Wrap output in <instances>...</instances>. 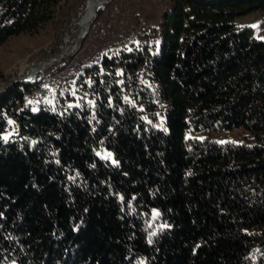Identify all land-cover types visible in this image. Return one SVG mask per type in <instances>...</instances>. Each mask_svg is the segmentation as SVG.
Masks as SVG:
<instances>
[{
    "label": "trees",
    "instance_id": "trees-1",
    "mask_svg": "<svg viewBox=\"0 0 264 264\" xmlns=\"http://www.w3.org/2000/svg\"><path fill=\"white\" fill-rule=\"evenodd\" d=\"M67 1L0 0V46ZM252 11L264 30V0H170L83 67L79 103L0 94V264H264V40L236 23ZM219 128L248 137L185 136Z\"/></svg>",
    "mask_w": 264,
    "mask_h": 264
},
{
    "label": "rangeland",
    "instance_id": "rangeland-1",
    "mask_svg": "<svg viewBox=\"0 0 264 264\" xmlns=\"http://www.w3.org/2000/svg\"><path fill=\"white\" fill-rule=\"evenodd\" d=\"M88 0H68L62 3L57 9L56 16L43 27L33 33H21L8 38L0 46V93H7L12 88L17 87V77H22L30 73L34 68H42L43 75L50 77L44 82L48 89L46 96H41L39 90L24 92L23 106H29L35 102L45 100L52 103L55 99V93L67 90L75 100H68V105L79 103L81 96L75 94V78L79 72L71 71L65 76L62 84H56L54 75L67 63L74 58L71 53L80 32L85 31L80 26L79 21L86 10ZM111 0L103 4L102 11L109 9ZM170 0H124V25L118 31V35L111 42H100L98 54L90 60L91 63L99 62L103 53L110 49L119 47H130L131 43L139 41L142 33L153 32L160 24L162 14L169 4ZM102 0L100 5L102 4ZM99 5V6H100ZM98 6V7H99ZM83 14V15H82ZM261 12L252 11L248 14L236 17V23L239 27L248 26L252 29L257 38L264 40V30L261 28ZM82 29V30H81ZM82 56H78L80 59ZM83 61H81L82 63ZM45 64V65H44ZM88 65V64H87ZM43 66V67H42ZM84 67V66H83ZM58 88L56 89V87ZM36 106V103L34 104ZM156 126L165 128L163 118L156 121ZM186 137H196L199 139L209 138L219 143H242L248 137V132L243 128L234 129H215L212 131H186ZM111 153L106 149L100 150V155L105 156ZM106 159V158H105ZM114 161L111 153V158Z\"/></svg>",
    "mask_w": 264,
    "mask_h": 264
},
{
    "label": "built area",
    "instance_id": "built-area-1",
    "mask_svg": "<svg viewBox=\"0 0 264 264\" xmlns=\"http://www.w3.org/2000/svg\"><path fill=\"white\" fill-rule=\"evenodd\" d=\"M109 1L111 0H103V3L93 11L85 31L82 34L79 33L71 50L74 58L54 75L57 85L62 84L65 76L71 71L79 72L83 66L89 64L90 60L98 54L99 48L97 45L100 42L108 43L117 37L118 31L124 25V0H115L110 3L109 9L102 11V5ZM78 56L82 57L78 59ZM81 61L83 62L81 63ZM49 79L50 77L43 75L42 68H34L31 74L26 73V75L19 76L15 80L18 83L17 88L21 91L29 92L34 89L36 91L37 88L41 96H46L48 89L44 86V82Z\"/></svg>",
    "mask_w": 264,
    "mask_h": 264
},
{
    "label": "bare ground",
    "instance_id": "bare-ground-1",
    "mask_svg": "<svg viewBox=\"0 0 264 264\" xmlns=\"http://www.w3.org/2000/svg\"><path fill=\"white\" fill-rule=\"evenodd\" d=\"M100 2H101V0H88L86 2L85 13L82 16V18H80L81 20L79 21L80 26L82 27L83 30H84V28L86 29L92 15H93V11L98 8V6L100 5ZM102 2H103V0H102ZM83 32L84 31H82L81 34Z\"/></svg>",
    "mask_w": 264,
    "mask_h": 264
},
{
    "label": "snow or ice",
    "instance_id": "snow-or-ice-1",
    "mask_svg": "<svg viewBox=\"0 0 264 264\" xmlns=\"http://www.w3.org/2000/svg\"><path fill=\"white\" fill-rule=\"evenodd\" d=\"M9 123L11 124L12 121H9ZM5 139H7V137H5ZM106 159H110L111 158V153H108L106 156H105ZM115 163V161H113ZM155 215H158V213H156Z\"/></svg>",
    "mask_w": 264,
    "mask_h": 264
},
{
    "label": "water",
    "instance_id": "water-1",
    "mask_svg": "<svg viewBox=\"0 0 264 264\" xmlns=\"http://www.w3.org/2000/svg\"><path fill=\"white\" fill-rule=\"evenodd\" d=\"M1 93H2V92H1ZM1 93H0V94H1Z\"/></svg>",
    "mask_w": 264,
    "mask_h": 264
}]
</instances>
